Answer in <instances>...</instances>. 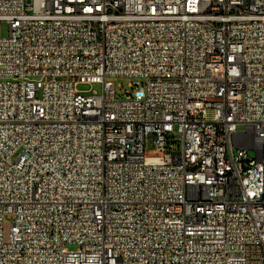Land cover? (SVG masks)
I'll use <instances>...</instances> for the list:
<instances>
[{
    "label": "built area",
    "instance_id": "1",
    "mask_svg": "<svg viewBox=\"0 0 264 264\" xmlns=\"http://www.w3.org/2000/svg\"><path fill=\"white\" fill-rule=\"evenodd\" d=\"M2 22L0 264H264V0H0Z\"/></svg>",
    "mask_w": 264,
    "mask_h": 264
},
{
    "label": "rangeland",
    "instance_id": "2",
    "mask_svg": "<svg viewBox=\"0 0 264 264\" xmlns=\"http://www.w3.org/2000/svg\"><path fill=\"white\" fill-rule=\"evenodd\" d=\"M0 33L2 37H6L8 35L9 27L7 23L5 22L1 23ZM109 80L113 83V86L116 88L118 94H122L125 92V90L130 89L129 83L131 79H129L128 77H124V76L110 77ZM78 89L81 91L90 92V93H92L93 91H96L98 95L102 93V86L100 84H82L78 86ZM148 148H149V144H147L146 146V149ZM248 153L251 157H255L254 149H250ZM11 222H12V218H6L5 223H4L6 237L8 236ZM69 248L74 249L75 246L70 245Z\"/></svg>",
    "mask_w": 264,
    "mask_h": 264
},
{
    "label": "bare ground",
    "instance_id": "3",
    "mask_svg": "<svg viewBox=\"0 0 264 264\" xmlns=\"http://www.w3.org/2000/svg\"><path fill=\"white\" fill-rule=\"evenodd\" d=\"M247 148H255V140H247Z\"/></svg>",
    "mask_w": 264,
    "mask_h": 264
}]
</instances>
